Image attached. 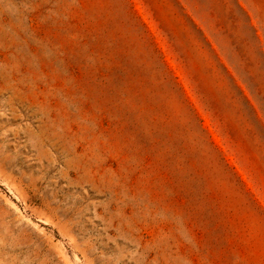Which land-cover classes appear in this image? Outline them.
<instances>
[{
	"label": "rangeland",
	"instance_id": "374dc122",
	"mask_svg": "<svg viewBox=\"0 0 264 264\" xmlns=\"http://www.w3.org/2000/svg\"><path fill=\"white\" fill-rule=\"evenodd\" d=\"M0 264H264V0H0Z\"/></svg>",
	"mask_w": 264,
	"mask_h": 264
}]
</instances>
